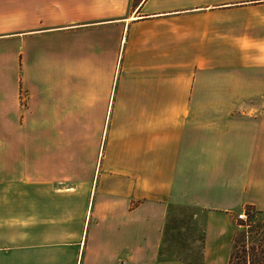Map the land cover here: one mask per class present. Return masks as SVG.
Listing matches in <instances>:
<instances>
[{
    "label": "crops",
    "instance_id": "obj_1",
    "mask_svg": "<svg viewBox=\"0 0 264 264\" xmlns=\"http://www.w3.org/2000/svg\"><path fill=\"white\" fill-rule=\"evenodd\" d=\"M259 96L264 0H0V143L29 142L0 264H187L161 247L172 204L228 264L231 211L264 209Z\"/></svg>",
    "mask_w": 264,
    "mask_h": 264
},
{
    "label": "rangeland",
    "instance_id": "obj_2",
    "mask_svg": "<svg viewBox=\"0 0 264 264\" xmlns=\"http://www.w3.org/2000/svg\"><path fill=\"white\" fill-rule=\"evenodd\" d=\"M233 33V34H232ZM238 30L230 32V39L237 36ZM25 90H20L21 102H25ZM245 104L264 102V97H247L242 100ZM28 134V128H24ZM22 152V153H21ZM29 142L26 139L20 143H0V179H13L25 172L29 166ZM247 205L255 209H247ZM244 212L245 218H238L237 214ZM205 212L197 207L172 204L168 207L167 219L163 227L161 247L165 257L180 259L187 264L201 263V249L203 247ZM233 241L237 246V254L232 264H264V209L252 204H241L231 211Z\"/></svg>",
    "mask_w": 264,
    "mask_h": 264
},
{
    "label": "trees",
    "instance_id": "obj_3",
    "mask_svg": "<svg viewBox=\"0 0 264 264\" xmlns=\"http://www.w3.org/2000/svg\"><path fill=\"white\" fill-rule=\"evenodd\" d=\"M255 209L253 206H251V205H247V209ZM233 249H232V251H231V253H230V258H229V263L228 264H232L233 262V258H237V257H239V256H236V254H237V251H236V249H237V246H236V244H235V240L233 241V247H232Z\"/></svg>",
    "mask_w": 264,
    "mask_h": 264
},
{
    "label": "built area",
    "instance_id": "obj_4",
    "mask_svg": "<svg viewBox=\"0 0 264 264\" xmlns=\"http://www.w3.org/2000/svg\"><path fill=\"white\" fill-rule=\"evenodd\" d=\"M237 216H238V218H240V219H244V218H245V214H244V212L238 213Z\"/></svg>",
    "mask_w": 264,
    "mask_h": 264
}]
</instances>
